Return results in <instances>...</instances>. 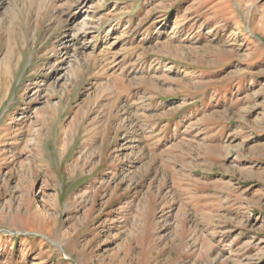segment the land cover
Here are the masks:
<instances>
[{
	"label": "rangeland",
	"instance_id": "rangeland-1",
	"mask_svg": "<svg viewBox=\"0 0 264 264\" xmlns=\"http://www.w3.org/2000/svg\"><path fill=\"white\" fill-rule=\"evenodd\" d=\"M0 264H264V0H0Z\"/></svg>",
	"mask_w": 264,
	"mask_h": 264
},
{
	"label": "bare ground",
	"instance_id": "bare-ground-1",
	"mask_svg": "<svg viewBox=\"0 0 264 264\" xmlns=\"http://www.w3.org/2000/svg\"><path fill=\"white\" fill-rule=\"evenodd\" d=\"M234 10H235V8H234ZM234 12H235V11H234ZM84 27H85V26H84ZM37 135H38V134H37ZM41 142H42V141L40 140L39 143H41ZM36 153H37V152H36ZM192 238H194V237H192Z\"/></svg>",
	"mask_w": 264,
	"mask_h": 264
}]
</instances>
